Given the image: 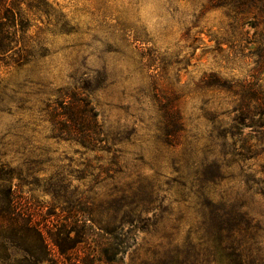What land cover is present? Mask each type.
Here are the masks:
<instances>
[{
	"label": "rangeland",
	"instance_id": "1",
	"mask_svg": "<svg viewBox=\"0 0 264 264\" xmlns=\"http://www.w3.org/2000/svg\"><path fill=\"white\" fill-rule=\"evenodd\" d=\"M48 1L51 14L30 15L31 62L19 66L0 57V178L23 211L50 227L84 209L79 202L101 212L100 206L115 207L122 191H137L141 220L125 228L131 244L126 264L149 262L155 248L169 241L181 248L191 237L199 248L194 232L205 221L202 207L189 191L183 199L173 180L180 171L192 174L204 155L184 148L191 144L196 151L208 141L231 145L248 134L250 141L259 139L250 128L230 129L235 114L225 103L229 93L199 88V80L213 71L264 83V73L251 76L254 59L248 57L256 30L234 23L230 9L215 8L210 0ZM251 20L264 30L261 20ZM62 89L88 97L111 152L54 137L49 107ZM178 111L185 130L177 128ZM114 155L119 171L103 173L102 167H115ZM263 163L233 166L227 173L233 180L225 183L231 182L233 193L247 191L241 168L255 174L248 165L260 170ZM244 199L264 228L263 194L246 193ZM6 204L0 192V211ZM205 213L208 218L210 210ZM22 233L20 240L0 237L7 255L20 260L38 251L35 236ZM260 248L264 264V231ZM47 251L62 259L53 245Z\"/></svg>",
	"mask_w": 264,
	"mask_h": 264
},
{
	"label": "trees",
	"instance_id": "2",
	"mask_svg": "<svg viewBox=\"0 0 264 264\" xmlns=\"http://www.w3.org/2000/svg\"><path fill=\"white\" fill-rule=\"evenodd\" d=\"M210 2L215 8L230 9L234 13L231 16L234 23L248 25L256 30L253 34L256 47L248 54V57L254 59L251 76L256 79V75L264 73V30L259 31V24L251 19L264 23V0ZM52 10L48 0H0V57L8 58L19 66L29 64L33 56V47L29 45V37H26L32 26L30 15L51 14ZM198 87L228 92L230 100L225 103L233 105L232 112L235 114L230 129L240 131L250 128L259 139L250 141L252 135L248 134L245 141H236L231 145L226 141L219 145L208 141L203 148H196V151L191 144L184 148L183 152L188 151L189 155L194 152L204 155L200 163L193 164L192 174L180 171L178 179L173 180L183 199L186 195L184 192L189 191L197 199V205L202 207L201 216L205 221L194 232L199 248L193 244L194 238L191 237L181 248L169 241L159 244L153 251L152 259L145 264H261L259 254L264 228L253 211L247 209L244 196L246 193L252 197L260 193L264 196V163L260 170H254L252 164L248 165V169L255 174L241 168L242 174L239 176L247 191L233 193L231 182H225L233 180L232 176H227L233 166L245 161L264 160V83L257 85L253 81L224 78L212 71L204 74ZM60 92L62 94L58 100L49 107L50 121L56 132L54 137L76 142L90 151H103L107 148L111 152L106 147L98 114L88 97L69 89ZM208 111L216 113L212 109ZM168 115L171 120L169 124H172L174 119H171L170 113ZM175 122L178 129H186L181 111L177 112ZM217 146L219 151L216 150ZM110 165L115 167H102V172L109 174L119 171L121 165L116 155L112 157ZM260 173L262 177L257 176ZM0 192L5 193L7 203L0 211V237L4 241L20 240L24 231L28 237L29 234L35 236L38 243V251L31 258L20 260L7 255L8 249L1 240L0 248L5 247V252L1 253L0 250V264H126L125 254L131 244L124 238L127 235L125 228L141 220L142 212L136 201L137 191H122L115 201V207L100 206L103 209L101 212L79 202L78 205L84 206V209L66 215V223L57 219L52 227L41 225L17 205L12 187L6 185L3 177L0 178ZM128 199L132 200L128 202ZM235 200H241V203ZM204 209L210 210L208 218ZM98 229L102 230V234H98ZM72 234L76 235L72 237ZM96 235L99 240L95 239ZM48 244L57 248L62 257L60 261L50 257Z\"/></svg>",
	"mask_w": 264,
	"mask_h": 264
}]
</instances>
